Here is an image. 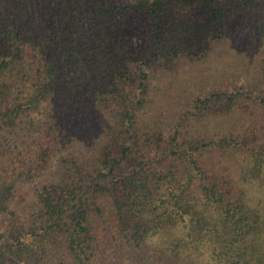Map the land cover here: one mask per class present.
Listing matches in <instances>:
<instances>
[{"label":"trees","instance_id":"1","mask_svg":"<svg viewBox=\"0 0 264 264\" xmlns=\"http://www.w3.org/2000/svg\"><path fill=\"white\" fill-rule=\"evenodd\" d=\"M227 1L0 0V214L40 177V224L0 232V264H264V75L168 127L140 116L154 68L227 38Z\"/></svg>","mask_w":264,"mask_h":264},{"label":"rangeland","instance_id":"2","mask_svg":"<svg viewBox=\"0 0 264 264\" xmlns=\"http://www.w3.org/2000/svg\"><path fill=\"white\" fill-rule=\"evenodd\" d=\"M116 1L123 7H131L139 0ZM227 3L232 9L227 19V38L216 46L211 57L201 62L184 60L172 70H152L149 102L140 114L142 125L151 128L171 126L189 109L196 98L205 97L214 91L231 93L242 87H260L264 75V0H228ZM130 19L138 20L137 15H132ZM142 32L138 34L142 35ZM79 121L82 124L87 120ZM232 121L234 120L221 121L200 129L210 135L220 134L223 129L229 127L228 125H232ZM70 151L75 150L70 148ZM62 164L61 160L58 165ZM28 177V182L23 190H20L26 195L20 201L26 203L20 206L17 217L0 214V232H4L13 222H18L19 226L26 228L39 222L37 215H34L36 212L32 208L28 189L31 183L40 181V177L35 178L34 173ZM10 257L9 255V258L5 259V264H18L16 258ZM54 258L60 259V256H53ZM53 259L50 262L48 260L46 264H56ZM35 263H38V257L21 262Z\"/></svg>","mask_w":264,"mask_h":264}]
</instances>
